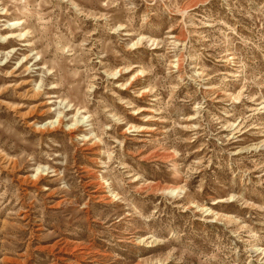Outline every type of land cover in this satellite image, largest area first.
Returning <instances> with one entry per match:
<instances>
[{
    "label": "rangeland",
    "instance_id": "obj_1",
    "mask_svg": "<svg viewBox=\"0 0 264 264\" xmlns=\"http://www.w3.org/2000/svg\"><path fill=\"white\" fill-rule=\"evenodd\" d=\"M0 264H264V0H0Z\"/></svg>",
    "mask_w": 264,
    "mask_h": 264
}]
</instances>
